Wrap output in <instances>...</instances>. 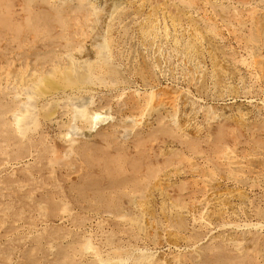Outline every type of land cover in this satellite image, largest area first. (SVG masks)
<instances>
[{"label": "rangeland", "instance_id": "1", "mask_svg": "<svg viewBox=\"0 0 264 264\" xmlns=\"http://www.w3.org/2000/svg\"><path fill=\"white\" fill-rule=\"evenodd\" d=\"M95 39L109 72H62ZM173 89L177 114L129 147L114 116ZM85 107L107 120L89 129ZM98 256L264 264V0H0V264Z\"/></svg>", "mask_w": 264, "mask_h": 264}, {"label": "bare ground", "instance_id": "2", "mask_svg": "<svg viewBox=\"0 0 264 264\" xmlns=\"http://www.w3.org/2000/svg\"><path fill=\"white\" fill-rule=\"evenodd\" d=\"M115 11L116 10L111 11L107 16V19L109 18V20L111 22L116 20L117 15L120 14V13H116L117 11L116 12ZM118 23H121V21ZM122 25H123V23H122ZM123 26H125V24ZM96 38L99 39L98 37H96ZM97 39L89 41V45H92V47H97V49H95V51H94V54L89 52L86 55H82L80 52L73 53L71 49L70 50L67 49V51L65 53L68 57L69 63L65 64V66H63L62 72L67 73V74H72V73L77 74V71L80 70L82 73H84L83 75L86 78L91 77V78H94V80H97V79L101 80L102 74L109 72V70L111 69L107 65L110 62L109 57H108L109 53H107V52H109L110 50L109 51L104 50L105 48L103 47V44H101L102 41H97ZM104 43H106V42L104 41ZM107 43L109 44V42H107ZM104 45H106V44H104ZM110 46H112V45H110ZM77 51H79V49ZM55 84L51 83L50 86L55 87L56 86ZM89 84H91V83H89ZM93 84H94V86H97V87L100 86V84L97 83L96 81L93 82ZM93 87H91V88H93ZM87 88H88V85H85L83 87V89H80L79 91H72L69 94L67 93V95L65 96L66 97L65 100L69 101V99H67V98H70V99L74 98L75 100H77L76 98H80L81 92H84L83 90H86ZM151 94L153 95V93H151ZM137 95H138V97H136L137 99L132 103L131 108H125L123 110V112L121 111L122 112L121 114L117 113L114 116V118L116 120L115 124H117L116 126H118V128H117L118 131L121 132L123 135H126L125 136L126 138H130L129 142H131V143L129 144V147L134 145L132 140H134V138H135L134 136H136L134 131L138 127L137 124L143 123V125L144 124L146 125L150 122H158V121L169 120V119L172 120L173 116L175 114H177L176 113L177 108H178V105L180 103V94L174 89L169 90L168 92H159V93H157V95L154 94L153 96H151L149 93V94H147V95H149V97H147V95L146 96L143 94L141 95V93H137ZM81 98H83V97L81 96ZM28 104H30V103H28ZM32 104H30V105H32ZM28 109L29 108L27 107V110H26L27 112L33 110V108H32V110H28ZM81 110H79V111L81 112ZM26 111L23 110L19 113H17L16 111L13 112V114H12L13 118L16 120L17 123L22 124L21 121H24L23 116L24 117L26 116V113H27ZM51 112H49L50 121L57 124L58 121L61 120V118L59 120V116L56 113H54V111L52 113ZM107 118H108V116L102 115L101 112L97 111L94 108H91V109L87 108L86 109V107H85V109L83 108V111L81 113H79V119L82 122L87 123L88 124L87 127H89V129H92V130L94 127L97 126V124L99 122L101 123L102 121L107 120ZM127 121L129 123L130 122L131 123L129 124V123H127ZM68 123H69V121H68ZM139 125H141V124H139ZM86 134L87 133H85L84 136ZM91 135H92V133H91ZM84 138H86V137H84ZM68 141H69V143H68L69 145H73V144L77 143L76 138H70ZM222 156L226 160L228 166L231 167L232 169H240L243 166V158L239 157V155H236L235 153H233L232 149H230V148L229 149L226 148L225 151L222 153ZM204 182L206 184L208 183L207 181H204ZM207 185H210V183H208ZM208 190H210V187H208L207 191ZM200 217L203 218L202 215H200ZM203 222L206 224V220H203ZM200 250L197 247H192V253L194 255L200 254L199 253ZM97 254H96V256H97ZM199 256H198V258H199ZM95 259H97V258H95ZM124 260H125L124 258L119 257V256H118V258H114V259L102 258V257L98 256V262H99L98 264H126L124 262ZM145 264H153V263L150 261H147V262H145Z\"/></svg>", "mask_w": 264, "mask_h": 264}]
</instances>
